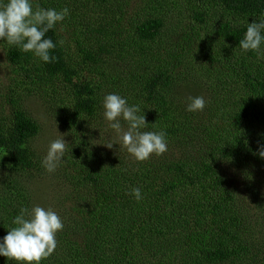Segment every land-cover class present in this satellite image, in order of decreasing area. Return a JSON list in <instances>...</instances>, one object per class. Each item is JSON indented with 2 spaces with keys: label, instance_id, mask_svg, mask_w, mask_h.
I'll list each match as a JSON object with an SVG mask.
<instances>
[{
  "label": "trees",
  "instance_id": "16d2710c",
  "mask_svg": "<svg viewBox=\"0 0 264 264\" xmlns=\"http://www.w3.org/2000/svg\"><path fill=\"white\" fill-rule=\"evenodd\" d=\"M85 1L32 0L34 11L69 9L46 33L53 63L0 40L20 87L0 109V238L22 207L45 200L41 180L52 175L69 206L41 264H264V45L260 55L239 47L264 0ZM33 93L72 138L54 173L21 104ZM109 93L141 107L142 131L167 133L164 154L137 161L103 145L116 134L102 117ZM198 95L204 110L186 111Z\"/></svg>",
  "mask_w": 264,
  "mask_h": 264
},
{
  "label": "clouds",
  "instance_id": "9594fccd",
  "mask_svg": "<svg viewBox=\"0 0 264 264\" xmlns=\"http://www.w3.org/2000/svg\"><path fill=\"white\" fill-rule=\"evenodd\" d=\"M69 15L67 7L57 11L52 8L33 10L32 0H0V40L18 47L23 52H31L44 63H53L56 57L51 50L56 43L46 38V33L64 21ZM246 23L243 38L239 40L241 51H253L261 54L264 45V18L258 22ZM206 106L204 96L189 97L186 111H203ZM102 117L108 122L122 146L137 161H145L152 154L157 156L168 150L164 130L142 131L149 125L143 110L138 104H129L127 98L116 93L106 94L102 101ZM121 120L127 122V130L122 128ZM113 144H103L112 148ZM67 142L63 136L52 140L41 163L48 173H54L63 163ZM264 158V145L257 150ZM137 201L142 199L139 187L130 191ZM13 227L0 238V256L16 264H41L57 247L56 234L62 231L64 224L59 214L51 208L34 205L30 209L22 207L19 214L13 217Z\"/></svg>",
  "mask_w": 264,
  "mask_h": 264
},
{
  "label": "rangeland",
  "instance_id": "374dc122",
  "mask_svg": "<svg viewBox=\"0 0 264 264\" xmlns=\"http://www.w3.org/2000/svg\"><path fill=\"white\" fill-rule=\"evenodd\" d=\"M83 1L86 3L85 0ZM129 1H134V0H129ZM135 1L136 4H138L141 7L148 0L143 4H141L142 0H135ZM125 2L126 0H120V4L122 5L125 4ZM114 6H113L114 10H116ZM103 10L104 9H101L102 12ZM133 10L130 9L128 11V14L132 15L133 13H141L139 9H137L135 12H132ZM70 44L71 46L73 45V43ZM71 49L73 52H76V49L74 47H71ZM17 80L18 77L15 75L11 65L8 64V62L6 61L0 49V109H4L5 113H7L10 108L8 100L11 101L15 97V93L19 92L20 87L17 83ZM51 98H52L51 96H48L49 102ZM21 104H23V106L26 107L33 114L34 118L37 120V122L41 127L39 139L35 141V145L39 150H41L43 156H45L47 153L49 143L61 135L63 136L67 144L72 143L71 135L66 131V129H62L56 123L54 119L55 117L52 115V107L50 104L44 101V97H42V95H40L39 93H33L31 94V96L24 94L21 96ZM110 140L112 143H117L119 145L117 134L113 135V137L110 138ZM5 174H6L5 165H0V180L4 178ZM41 181L44 183L45 187L47 188H44L42 185L41 188L42 197L45 200H41L38 206L51 208L52 210L56 211L60 217H62L63 213L67 211L66 209H68L67 207L69 206V203L67 201L65 202L63 197L61 196L57 197L55 189L50 188L51 185H54L56 183V179L52 175H49L48 177L43 178Z\"/></svg>",
  "mask_w": 264,
  "mask_h": 264
}]
</instances>
